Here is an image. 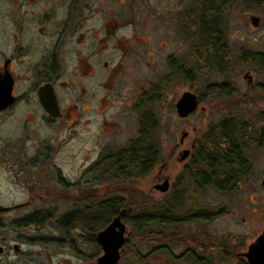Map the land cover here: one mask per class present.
I'll use <instances>...</instances> for the list:
<instances>
[{"label":"flooded vegetation","instance_id":"1","mask_svg":"<svg viewBox=\"0 0 264 264\" xmlns=\"http://www.w3.org/2000/svg\"><path fill=\"white\" fill-rule=\"evenodd\" d=\"M257 7L264 9V0ZM192 14V9H179L175 0L141 15L130 0H0V172L58 174V187L53 189L42 185L41 177L20 179L26 196L11 203L0 200V207H9L0 210V231L6 225L4 216L16 207L81 200L80 185L68 182L54 161L58 147L37 137L39 127L59 124L60 132L67 129L70 138L61 143L77 137L85 145L84 158L94 155L82 163L83 173H99L105 170L98 165L100 159L140 136L146 106L155 110L178 78L192 84L194 48L188 35L196 26ZM146 25L148 31L152 26L158 31L154 43L142 36ZM181 28H186L184 36ZM177 34L180 41L174 38ZM257 53L251 60L257 62ZM145 69L155 75L148 88ZM258 84L264 87L263 82ZM179 97L173 102L176 114ZM50 100L56 102L58 116L49 113ZM129 117L137 135L118 144L113 134L129 126ZM86 142L91 143L89 148ZM166 178L171 182L160 172L157 181ZM67 186L75 193H69ZM43 212L35 210L20 218ZM0 246L2 254L6 247ZM13 248L21 251L18 245Z\"/></svg>","mask_w":264,"mask_h":264},{"label":"rangeland","instance_id":"2","mask_svg":"<svg viewBox=\"0 0 264 264\" xmlns=\"http://www.w3.org/2000/svg\"><path fill=\"white\" fill-rule=\"evenodd\" d=\"M130 1L131 7L135 8L138 15L155 6L168 7L170 5V0ZM175 2L179 9H182V7L192 9L194 7L192 0H175ZM227 11L228 39L234 57L230 67L225 72H221L216 70L214 64L208 66L203 61L198 60L196 57V46L199 44V36L197 28L194 26L188 33L189 36L191 35L194 48L191 61L193 68L192 84L191 82H186L185 79L178 78L175 86L167 92L166 99L159 106L154 107L161 124L159 137L162 146V159L153 171L138 180V182L133 184L123 183L118 186L106 181L102 176L100 179L98 172L84 174L81 169L82 163L90 162L94 159V155L89 159L84 158L85 145L79 143L77 137L61 143V140L70 137L67 136V129L59 131V124L54 127L38 128L40 132L37 137L39 139L48 138L47 141L58 147L57 151L59 152L54 161L62 168V174L68 182L80 185L81 200L78 202L67 198L59 203L35 202L31 206L16 207L7 213L3 218L6 225H2L4 227L0 231V245L6 247L5 252L0 253V264H96L97 257L102 253L101 246L88 233L59 227L58 220L61 217L71 210L83 207L85 203L89 202L88 200L112 195H122L128 199L132 195H134L133 197L138 196L139 204L144 206L161 203L173 190L178 188L176 183L178 176L184 166L191 160L190 156L185 161H179L180 153L188 148L194 150L198 138L209 128L210 124L229 113H238L255 120L264 113V87L258 84L260 82L264 83V65L251 60L253 53L264 52V9L248 5L246 0H235L234 3L231 2V7ZM252 15L260 16L259 26L252 24ZM192 16L194 17L193 14ZM148 26L150 25L148 24ZM145 28L144 31H141L143 38L148 37L150 42L154 43L158 32L155 29L156 27L152 26L150 31H148L147 25ZM179 31L182 36L187 33L186 28H181ZM166 38L168 40L173 39L170 36H166ZM174 38L180 41V34L179 36L177 34ZM179 45L180 43L177 44V48L180 47ZM182 51L186 53L185 46L184 48L182 47ZM246 56H248V60L242 61L241 59ZM246 73H250L253 76L250 84L245 79ZM154 76L153 70L145 69L144 80L146 88H148ZM224 80H229L236 86L239 91L237 96L232 99L205 96L197 110L188 118H180L176 114L173 106L174 98H178L187 90H193L201 95L205 92L209 83ZM131 118L129 117L128 120L129 126L123 127L122 133L113 134V139L119 141L118 144H126L129 138L137 135V127ZM263 124L264 122L258 121L255 127L258 128ZM184 131L188 132V134L181 141ZM56 136L58 137V142L55 141ZM100 142L99 139L96 141L97 144ZM85 144L88 148L91 146L89 142ZM249 147L253 172L238 194L228 196L222 195L213 189H207L187 197V199L194 198L195 201L209 207L218 208L225 206L228 209L226 214L208 223L184 224L180 227L184 234L197 229H204L218 237L230 238L235 248V254L228 260L216 261L215 264H238L239 253L246 251L249 244L264 231V145L251 143ZM32 172L34 170L19 175L0 172V200L11 203L10 200L12 199L21 200L25 198L26 195L19 187L20 184L18 182L23 178L34 180L41 177L44 181L42 185L52 189L58 187V174L55 171L51 170L42 175H35ZM160 172L171 178L170 190L167 192H161L155 188L157 183L164 181H157ZM67 187L71 190L69 193L74 192V187ZM75 191L78 190L76 189ZM188 196H190V193ZM35 210H43L47 214L46 220L41 224L27 226H19L17 223L10 224L12 219L20 218ZM124 221L127 224L129 232L127 238L131 246L138 248L143 253H149L151 246L146 242H141L134 235L133 225L126 220ZM44 238H50L51 240H44ZM59 239L61 241H58ZM15 245L21 248L20 252L14 250L13 247ZM184 248L185 245L179 241L172 245L175 254H179ZM125 249H128V247L125 246ZM126 257L130 260L132 255L129 253ZM148 263L186 264L182 261L171 259L169 254L165 252L151 254L148 257Z\"/></svg>","mask_w":264,"mask_h":264},{"label":"trees","instance_id":"3","mask_svg":"<svg viewBox=\"0 0 264 264\" xmlns=\"http://www.w3.org/2000/svg\"><path fill=\"white\" fill-rule=\"evenodd\" d=\"M234 1L195 0L192 8L199 36L196 48L200 50L196 52V57L208 66L214 64L221 72L228 70L234 58L227 30V10ZM246 1L248 5H260V0ZM247 58L241 60L246 61ZM255 59L264 65V53L258 52ZM238 94L236 86L224 80L209 83L201 94V100L205 96L232 99ZM258 121L264 122V113L256 120L229 113L210 124L198 138L190 162L178 176V188L161 203L140 205L138 196L134 195L129 199L122 195L91 199L83 207L67 212L58 220V226L88 233L99 245L97 233L123 209H127L123 219L133 225L134 235L151 247L149 253H143L131 246L127 238L119 264H151L148 257L157 252H165L171 259L186 264H215L216 261L228 260L235 254L229 237H218L204 229L184 234L180 227L184 224H205L228 212L225 206L209 207L187 197L207 189L228 196L241 191L253 172L249 146L251 143L264 145V124L256 128ZM160 127L157 113L147 107L140 136L111 156L100 159L98 165L104 166L105 170L99 172L98 177L120 186L138 182L153 171L162 159ZM46 218L47 214L43 212L41 216L36 214L17 219L16 223L19 226L41 224ZM178 241L185 248L175 254L172 245ZM129 253L132 255L130 260L126 257ZM238 257V264H249L242 256Z\"/></svg>","mask_w":264,"mask_h":264},{"label":"water","instance_id":"4","mask_svg":"<svg viewBox=\"0 0 264 264\" xmlns=\"http://www.w3.org/2000/svg\"><path fill=\"white\" fill-rule=\"evenodd\" d=\"M260 16L252 15L251 22L255 26L260 24ZM245 79L250 84L253 80V76L250 73L245 74ZM199 95L193 90L184 91L177 102V114L181 118L189 117L191 113L197 110L199 106ZM57 106L54 100H50L49 113L54 116L59 115V111L53 108ZM48 106V105H47ZM188 132L184 131L181 137V141ZM195 148V147H194ZM192 149H184L180 156L179 161H185L192 154ZM171 182L169 178H166L162 183H157L155 188L161 192H167L170 190ZM9 207H0V210H8ZM127 209H123L112 221L102 230L97 233V240L101 246L102 253L97 257L96 264H119L122 259V249L127 240V224L123 219V213ZM0 246V251H1ZM239 256L244 257L249 264H264V231L259 234L254 241H252L247 250L239 253Z\"/></svg>","mask_w":264,"mask_h":264}]
</instances>
